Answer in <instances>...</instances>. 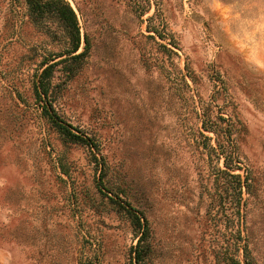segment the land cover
Returning a JSON list of instances; mask_svg holds the SVG:
<instances>
[{"label":"rangeland","instance_id":"obj_1","mask_svg":"<svg viewBox=\"0 0 264 264\" xmlns=\"http://www.w3.org/2000/svg\"><path fill=\"white\" fill-rule=\"evenodd\" d=\"M65 1L89 49L72 79L56 73L55 110L98 151L35 99L60 32L0 0V264H131V208L144 264H264V0ZM206 112L234 125L240 218Z\"/></svg>","mask_w":264,"mask_h":264},{"label":"trees","instance_id":"obj_2","mask_svg":"<svg viewBox=\"0 0 264 264\" xmlns=\"http://www.w3.org/2000/svg\"><path fill=\"white\" fill-rule=\"evenodd\" d=\"M26 4L30 20L36 27L49 24L54 26L55 31L60 32L58 41L64 49L62 54L43 65L34 85L35 99L41 105L42 115L57 129L66 142L84 145L90 150L93 146L98 151L87 138L73 133L70 126L62 125L55 110V89L59 86V84H53L57 79L56 73H61L67 81L72 79L80 69V63L89 49L88 38L81 37L77 15L65 0H26ZM50 38L55 39V36ZM80 48L82 50L79 52ZM59 67L61 68L58 69ZM203 118V129L216 135L220 155L224 158L223 170H215V182L219 184V191L224 196L226 211L230 214L235 213L240 218L244 206L243 195L250 194V184L248 176L242 179L239 174L234 173L240 169L237 164L240 162L236 160L238 154L233 132L234 125L229 119L220 116L212 117L207 112ZM127 214L137 234V244L131 249V264H144L149 254L148 249L143 245L148 236L146 218L143 213L132 208L127 210ZM242 247L244 258L248 261L246 247Z\"/></svg>","mask_w":264,"mask_h":264}]
</instances>
